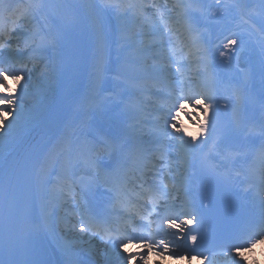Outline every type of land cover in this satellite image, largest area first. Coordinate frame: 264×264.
<instances>
[{
	"label": "snow or ice",
	"instance_id": "obj_1",
	"mask_svg": "<svg viewBox=\"0 0 264 264\" xmlns=\"http://www.w3.org/2000/svg\"><path fill=\"white\" fill-rule=\"evenodd\" d=\"M145 7L155 5L33 0L26 15L34 30L26 38L16 37L25 39L30 58L44 65L43 87L32 104L25 103L31 70L25 66L10 71L8 66L20 63V49L0 42V264H49L44 258L49 246L61 256L62 264H88L84 257L90 250L83 247L88 235L106 243L103 264H148L150 252L161 259L191 260L192 255H177L174 250L183 247L186 254L196 253L209 240L235 252L231 264H239L236 257L243 261L240 253L249 252L264 239V173L255 179L240 172L233 175L226 156L236 147L247 106L258 104L264 111V0L256 6L261 20L258 38L240 23L251 19L246 4L214 0V4L202 5L189 0L179 5V17L161 14L160 23L153 20L150 24L145 20ZM210 21L218 22L222 31H231L224 51L219 52L221 57L228 53L231 60L237 49L258 48L260 52L258 60L249 59L237 73L233 81L236 102L232 104L222 105L218 99L216 90L222 81L214 71L217 62ZM177 24L193 36L197 59L192 62L202 64L194 74L183 72L184 65L171 57L157 59ZM132 27L138 31L132 32ZM142 37L149 38L148 42H142ZM149 53H155L152 65L147 64ZM173 64L177 65L175 73L170 70ZM256 76L258 95L251 87ZM82 80H86L87 95L81 104L78 131L72 135L88 146L90 154H96L88 158L95 179H114L103 182L108 194L106 212H97L89 202L88 197L94 196L92 182L84 186L76 201L82 235L73 237L68 234L69 222L44 208L31 141L37 129L57 118L60 103L79 92ZM109 82L118 91L110 94L107 103L93 102ZM149 82L159 85L160 103L158 115L144 121L140 119V96ZM57 90H61L59 102L55 100ZM227 107L232 108L236 127L220 122L221 109ZM189 108L192 111H186ZM182 113L184 119L195 120L197 134L184 127ZM120 117L125 119L120 121ZM101 152L114 159L111 172L104 171ZM133 158L143 161L142 168L136 167L142 177L140 196L154 205L147 216L121 209L131 182L128 162ZM158 160L164 163L158 165ZM134 216L144 222L134 223Z\"/></svg>",
	"mask_w": 264,
	"mask_h": 264
},
{
	"label": "bare ground",
	"instance_id": "obj_2",
	"mask_svg": "<svg viewBox=\"0 0 264 264\" xmlns=\"http://www.w3.org/2000/svg\"><path fill=\"white\" fill-rule=\"evenodd\" d=\"M197 15H199L197 13ZM172 36V34H170L166 39V43H167V46L169 47V51L171 52H175V51H178L179 49H176L174 50L169 42L172 43V41H168V39ZM185 38V35H182V34H177L174 35V38H173V41L177 44L182 41H185L184 40ZM164 41V42H165ZM213 47H215V51H214V55L215 56V60H219V63L222 65L228 63V69H226L224 72V75H223V78L230 83V81L234 80L237 76L236 75H232L233 74V69L231 67V65L233 64L234 62V59L233 57L231 58L230 60V57L228 55V53H226V55L224 57H221L219 55V52L220 51H224V47L223 45H218L216 46V44L213 45ZM258 49V48H257ZM259 50V49H258ZM239 53L240 50H239ZM234 54V53H233ZM232 54V56H233ZM242 55H243V59H240V57H238V59L240 60V62H245L246 65L248 64V61L249 59L253 60V61H256L258 60L259 58V53H252L251 50H245L242 52ZM191 58V54L188 53V51H183L181 53V55L178 57V59H184L185 61H189ZM34 63V68H37L36 71L34 72H31V76H36L37 79H42V72L44 70V65L43 63L41 62H32ZM187 65H189V68L188 70L190 72H193L194 71V67L196 66L195 64H191V63H187ZM30 69L32 70V67H30ZM175 70H176V67L172 69L173 73H175ZM183 71V67L181 69ZM185 72V71H183ZM259 80V77L256 76L254 79H257ZM37 79H33L30 81V86H29V95L25 98V103L26 104H30L32 102H35L34 100V95L35 93L33 92L35 89H37L39 86H41V82H39V80ZM24 82H22L23 84ZM113 86V84L111 82H109L108 84L105 85V89H106V86ZM259 85V82H252V92L253 93H259V90H260V87H257ZM14 86V85H13ZM114 91H118V89H114ZM232 97L230 98V100L232 101H236V97L235 95L233 94V89H232ZM87 95V86H86V80H82L80 86H79V92L76 94V95H73V96H70L68 98H66L65 100H63L62 103H60V109H59V113H58V116L55 120H53L52 122L46 124L45 126H43L42 128L40 129H37V131L33 134L34 135H40L43 139L47 140V148L45 149V152H44V156L43 157V160L40 162V165H41V169L43 170L45 164L47 163V161L50 160V157L53 153V151L59 149V148H62L64 146V142H63V139L66 138L67 140L70 139L73 135V133L77 132L78 131V128H79V123H80V120L82 118V112H81V104L83 103V98ZM103 95V92L99 95V96H96V97H93V102L95 103H104L102 101V99L104 98ZM106 99V98H104ZM229 100V103L231 102ZM28 101V102H27ZM59 102V101H58ZM186 111H192V109H186ZM231 112L228 113V111L226 110V108H222L221 109V112H220V122L221 120L223 119V117L227 114L230 115V118H233V112L232 110H230ZM260 113L257 112V114L260 116V117H257L258 119L260 120H264V111H261V109H259ZM198 115V114H197ZM115 118V117H114ZM122 117H120V121H122L121 119ZM125 119V117H124ZM123 119V120H124ZM234 119V118H233ZM182 122H183V125L184 127H186L189 131L193 132L194 134H197V129H196V124H195V120L193 119H190V120H187L186 119V123L185 121L181 118ZM190 121H194L193 125H188L190 124ZM113 123V127L116 126V124L118 123V121L116 120H113L112 121ZM233 127H236V125H232ZM242 126H248L247 127V133L245 134V136H247V138H249V132L250 131H254L257 129V126L255 124H252L250 125V123H244L242 124ZM105 128H107V124L104 125ZM241 127V126H240ZM239 127V128H240ZM171 131V130H170ZM257 131H260V130H257ZM242 133V131H241ZM241 133L239 132L238 133V137H237V141H236V145L238 144V141H240V138L242 137L241 136ZM185 139H191L190 137H187L185 136L184 137ZM241 143L238 144V147L237 148H240L241 147ZM234 150L231 151V153H227L226 156H227V160L228 162H230V160H232L231 156L233 154ZM214 163V162H212ZM40 181V184H41V195L44 193V188H43V183H41V180ZM79 232L78 230H72L70 233H69V236H73L74 233H77ZM85 248V247H84ZM87 249V248H85ZM92 252V251H90ZM235 254H232L231 256H228L226 260H224L223 262H220L219 260H215V261H210L209 259L207 260L208 262L205 263V264H231V259L232 257L234 256ZM236 260L239 262V264H264V239L261 241V243L255 248L252 250V252L250 253V255H247L244 257L243 261H240V259H237ZM154 263L155 264H178L176 263L175 261H168V263L166 262L165 259H156L154 260ZM180 264H184V263H180ZM189 264H192V263H189Z\"/></svg>",
	"mask_w": 264,
	"mask_h": 264
},
{
	"label": "rangeland",
	"instance_id": "obj_3",
	"mask_svg": "<svg viewBox=\"0 0 264 264\" xmlns=\"http://www.w3.org/2000/svg\"><path fill=\"white\" fill-rule=\"evenodd\" d=\"M238 3H244V1L245 0H236ZM251 2H253V0H250ZM213 2V0H208V3H212ZM140 99H142V97L140 98Z\"/></svg>",
	"mask_w": 264,
	"mask_h": 264
},
{
	"label": "clouds",
	"instance_id": "obj_4",
	"mask_svg": "<svg viewBox=\"0 0 264 264\" xmlns=\"http://www.w3.org/2000/svg\"><path fill=\"white\" fill-rule=\"evenodd\" d=\"M252 250H249V252H251Z\"/></svg>",
	"mask_w": 264,
	"mask_h": 264
}]
</instances>
